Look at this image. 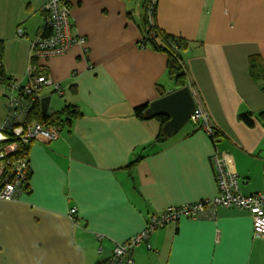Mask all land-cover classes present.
<instances>
[{"label": "crops", "instance_id": "crops-1", "mask_svg": "<svg viewBox=\"0 0 264 264\" xmlns=\"http://www.w3.org/2000/svg\"><path fill=\"white\" fill-rule=\"evenodd\" d=\"M144 2L71 1L70 32L85 37L86 48L40 62L64 91L46 87L42 97L58 99L53 114L73 105L83 116L56 125L51 143L28 144V189L0 201V264H109L116 246L154 215L218 194L216 151L237 173L242 195L264 193V124L239 118L264 112L263 82L250 70L251 57L264 61V0H159L158 26L189 43L182 54L189 85L222 137L194 125L155 150L159 123L134 110L176 89L167 55L141 45ZM49 3L0 0V125L10 81H28ZM254 234L249 212L219 207L212 220L155 230L132 264H264V238Z\"/></svg>", "mask_w": 264, "mask_h": 264}, {"label": "built area", "instance_id": "built-area-1", "mask_svg": "<svg viewBox=\"0 0 264 264\" xmlns=\"http://www.w3.org/2000/svg\"><path fill=\"white\" fill-rule=\"evenodd\" d=\"M159 0H150L148 12L153 22L155 4ZM49 17L47 24L32 43L31 62L28 67L26 84L10 81L9 110L5 121L0 125V201L16 198L23 184H29L30 163L26 156L19 153V142L28 145L36 140L49 144L58 138V128L48 127L42 122H33L31 114L34 107L41 105L44 87L54 86L63 95L60 84L52 76L43 72L42 60L62 56L75 46L86 48V38L73 36L70 32V7L66 0H50L47 6ZM22 35V30H19ZM34 60V63H32ZM191 120L210 137H214L213 123L205 108L198 103ZM216 151L213 155L217 166L218 194L212 199L180 206H169L158 215H154L147 229L123 244L116 246L113 260L109 264H132V255L137 246L147 240L152 232L183 219L212 220L219 207L247 211L253 219L257 236L264 237V193L244 196L240 191L239 177L229 165L225 156ZM77 210L69 213L72 220Z\"/></svg>", "mask_w": 264, "mask_h": 264}, {"label": "trees", "instance_id": "trees-1", "mask_svg": "<svg viewBox=\"0 0 264 264\" xmlns=\"http://www.w3.org/2000/svg\"><path fill=\"white\" fill-rule=\"evenodd\" d=\"M67 4L71 6L72 0H66ZM150 0H145L143 5V31L144 37L141 41V45L144 47H150L154 51L159 53H164L168 57L167 61V75L173 81L176 86V89L183 88L189 86L192 88L189 81V75L186 70L184 60L182 58V54L188 49L189 43L177 36H173L171 34L166 33L161 30L157 23V8L158 4H155V11L153 14V22L149 16L148 12V4ZM3 46H0V78L4 79V73L2 68V60H3ZM31 62V61H30ZM34 63V60H32ZM30 64V63H29ZM250 70L251 74L255 79H259L263 82V92H264V61L260 56H253L250 58ZM45 74H48L46 69L43 71ZM49 75V74H48ZM56 82V81H55ZM56 94H59L54 86H50ZM61 87V86H60ZM46 87H44L45 89ZM43 89V92H44ZM62 89V88H61ZM63 90V89H62ZM43 94V93H42ZM167 93L164 90L160 91V96L163 97ZM160 97V98H161ZM149 108V104L136 108L134 110L135 117L141 121H149L151 118L147 116V110ZM83 114L80 110L73 105H67L61 111L57 112L53 115H43L41 110V105L38 104L34 107L31 120L33 122H42L45 123L48 127H56V125L62 124H72L76 119L82 117ZM253 117L259 118L261 122L264 124V112L259 113L258 115H253L251 113H245L239 116L240 120L244 122L247 126H253ZM152 120H156L159 123V133L157 134L153 146L150 150H155L158 147L162 146L165 142L168 141V137L164 134L163 128L165 124L169 121L167 117H155ZM213 123V122H212ZM194 124V123H193ZM201 130V126L199 127L197 124H194ZM214 125V124H213ZM214 137H211L213 140H220L222 137V133L213 126ZM28 146L19 142V153L24 156L28 155ZM146 149V148H145ZM31 176V173H30ZM28 184H23L20 191H26L28 189ZM18 192V193H19ZM233 209V208H232Z\"/></svg>", "mask_w": 264, "mask_h": 264}, {"label": "water", "instance_id": "water-1", "mask_svg": "<svg viewBox=\"0 0 264 264\" xmlns=\"http://www.w3.org/2000/svg\"><path fill=\"white\" fill-rule=\"evenodd\" d=\"M51 96L41 99V110L43 115H48ZM197 100L189 86L176 89L165 96L149 104L147 116L167 117L169 121L163 128L164 134L171 138L180 133L191 120L197 110Z\"/></svg>", "mask_w": 264, "mask_h": 264}, {"label": "rangeland", "instance_id": "rangeland-1", "mask_svg": "<svg viewBox=\"0 0 264 264\" xmlns=\"http://www.w3.org/2000/svg\"><path fill=\"white\" fill-rule=\"evenodd\" d=\"M67 54V53H66ZM65 55V54H64ZM63 56V55H62ZM54 57H57V56H54ZM29 63H30V61H29ZM49 74V73H48ZM50 75V74H49ZM51 76V75H50ZM173 87H175V89H176V86H175V84L174 83H172L171 84V86H170V88L172 89ZM58 98H60V97H58ZM196 98V97H195ZM61 99V98H60ZM197 100V105H198V103H199V100H198V98L196 99ZM56 101H58V99L55 97V96H53V98H52V102H51V106H50V115H53V113H51V111L53 110V107H54V104H55V102ZM196 124L195 122H193V120H190L189 122H188V124L184 127V129L183 130H189V129H191V128H193L194 127V124ZM32 142H36V140H33V141H31L30 143H29V145L32 143ZM27 157V159L29 160V156H26ZM31 177V176H30ZM74 209V208H73ZM75 220V217L72 219V221H74ZM252 223H253V219H252ZM168 226V225H167ZM166 227V226H165ZM164 228V227H163ZM253 230H254V226H253ZM254 235L256 236V237H261V236H257L256 235V232H255V230H254ZM262 238H264V237H262Z\"/></svg>", "mask_w": 264, "mask_h": 264}, {"label": "bare ground", "instance_id": "bare-ground-1", "mask_svg": "<svg viewBox=\"0 0 264 264\" xmlns=\"http://www.w3.org/2000/svg\"><path fill=\"white\" fill-rule=\"evenodd\" d=\"M191 90H192V88H191Z\"/></svg>", "mask_w": 264, "mask_h": 264}]
</instances>
